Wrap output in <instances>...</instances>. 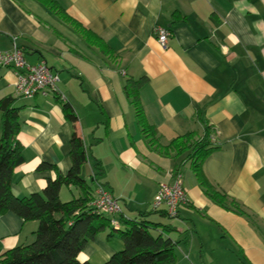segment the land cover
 Returning a JSON list of instances; mask_svg holds the SVG:
<instances>
[{
	"label": "crops",
	"instance_id": "crops-1",
	"mask_svg": "<svg viewBox=\"0 0 264 264\" xmlns=\"http://www.w3.org/2000/svg\"><path fill=\"white\" fill-rule=\"evenodd\" d=\"M55 1L78 27L38 0H0V51L11 50L14 40L27 63L45 61L64 96H19L14 71L0 68V98L12 95L19 108L23 161L13 171L12 194L40 192L47 179L67 173L75 132L87 155L81 175L89 180L95 174L94 191L101 183L117 198L115 219L151 210L158 185L171 180L184 155L151 147L140 130L123 86L128 78L146 76L139 99L157 143L162 147L188 131L199 132L195 116L204 108L219 148L204 160L202 172L257 220L252 224L210 201L190 163H183L186 201L177 216H150L175 228L174 264H211L230 255L264 264V0ZM156 26L171 32L165 48ZM83 28L101 41H88ZM63 102L72 106L75 123L65 117ZM42 162L54 167L40 169ZM37 227L36 220L0 213V257L30 243ZM110 230L88 241L79 260L100 264L120 250L123 243L117 235L108 237Z\"/></svg>",
	"mask_w": 264,
	"mask_h": 264
},
{
	"label": "trees",
	"instance_id": "trees-1",
	"mask_svg": "<svg viewBox=\"0 0 264 264\" xmlns=\"http://www.w3.org/2000/svg\"><path fill=\"white\" fill-rule=\"evenodd\" d=\"M38 1L51 13L78 27V23L55 0ZM82 32L88 41H101L85 28ZM103 47V52H107V46L103 44ZM146 82V76L128 78L123 91L134 106L136 121L148 144L162 148L166 154L170 152L176 158L184 155L182 162L172 169V175L180 173L182 164L189 162L204 195L210 201L245 216L255 224L257 220L254 214L232 196L214 188L202 172L204 160L219 148V144L210 139V133L214 129L206 118L204 108L197 109L195 116L202 126L200 137L193 140L196 131H188L161 147L139 99V90ZM14 103L15 98L12 95L0 98V213L11 211L23 220H36L38 227L30 243L5 251L0 257V264H91L88 261H80L78 256L86 243L107 227L111 228L108 237L117 235L123 247L100 264H174L177 241H174L170 234L175 228L150 218L158 211L167 215L165 209L140 211L135 218L120 216L116 222L121 224V227L116 229L110 225V216L94 209L91 202L95 197V174L89 180L81 175V167L87 161V155L81 136L75 132L70 139L71 166L67 173H57L55 178L47 179L40 192L24 197L12 194V174L23 161L21 145L17 139L20 130L19 108ZM62 109L65 117L75 123L77 118L72 106L63 102ZM53 167L45 162L39 165L40 169ZM94 169L98 170L97 165ZM62 186L76 187L80 190V195L62 201L59 197Z\"/></svg>",
	"mask_w": 264,
	"mask_h": 264
},
{
	"label": "built area",
	"instance_id": "built-area-1",
	"mask_svg": "<svg viewBox=\"0 0 264 264\" xmlns=\"http://www.w3.org/2000/svg\"><path fill=\"white\" fill-rule=\"evenodd\" d=\"M154 33L158 43L162 47L167 46L168 38L171 36L169 29L156 26ZM0 68H10L16 75L15 91L22 97H33L35 95L54 94L64 100V96L58 88L59 77L52 72L45 61L35 64L27 63L23 51L13 40L12 49L0 51ZM94 199L91 205L102 214L112 218V224L116 225L115 215L120 212L117 198L109 189L98 183L94 191ZM186 201V190L182 185L180 173L171 174L169 182H161L155 193L151 206L154 209L164 208L169 217H176L179 206Z\"/></svg>",
	"mask_w": 264,
	"mask_h": 264
},
{
	"label": "rangeland",
	"instance_id": "rangeland-1",
	"mask_svg": "<svg viewBox=\"0 0 264 264\" xmlns=\"http://www.w3.org/2000/svg\"><path fill=\"white\" fill-rule=\"evenodd\" d=\"M214 130L210 133V139L214 136ZM202 135V129L199 132H195V135L193 137V140H195V138L200 137ZM184 170H187V172H191L189 169V165L186 164V166H184ZM77 196V191L76 188L73 187L71 189H68L66 186H63L61 188V193H60V197L62 199V201H68L70 200L72 197ZM235 255H230L227 260L223 259L220 260L216 263H211V264H246L245 261L243 262L241 259L237 257H234ZM242 256V255H241ZM243 257V256H242Z\"/></svg>",
	"mask_w": 264,
	"mask_h": 264
}]
</instances>
